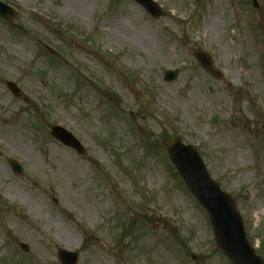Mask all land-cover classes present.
I'll return each mask as SVG.
<instances>
[{
	"label": "rangeland",
	"instance_id": "1",
	"mask_svg": "<svg viewBox=\"0 0 264 264\" xmlns=\"http://www.w3.org/2000/svg\"><path fill=\"white\" fill-rule=\"evenodd\" d=\"M2 1L0 264H59L62 248L79 264H231L169 138L198 149L264 260V0H155L160 18L135 0Z\"/></svg>",
	"mask_w": 264,
	"mask_h": 264
},
{
	"label": "water",
	"instance_id": "2",
	"mask_svg": "<svg viewBox=\"0 0 264 264\" xmlns=\"http://www.w3.org/2000/svg\"><path fill=\"white\" fill-rule=\"evenodd\" d=\"M142 5L153 17L160 18L165 15L161 6L155 0H135ZM0 16L11 21L16 11L0 0ZM53 54L59 53L48 47ZM195 58L199 64L217 79L222 73L214 68L213 57L202 50H196ZM179 70H166L164 79L174 81L179 76ZM8 88L16 95L21 90L13 82L7 83ZM52 135L67 146L85 154V148L73 134L61 126H53ZM170 161L177 168L187 188L197 199L199 204L207 211L218 248L231 260L233 264H264L263 258L258 255L255 247L248 239L243 216L239 212L233 197L223 191L220 185L212 178L203 157L193 145H186L179 138L165 140ZM15 174H22L23 167L15 160L10 159ZM23 250L28 251L26 244H21ZM79 252L65 249L59 251L60 264H79Z\"/></svg>",
	"mask_w": 264,
	"mask_h": 264
},
{
	"label": "bare ground",
	"instance_id": "3",
	"mask_svg": "<svg viewBox=\"0 0 264 264\" xmlns=\"http://www.w3.org/2000/svg\"><path fill=\"white\" fill-rule=\"evenodd\" d=\"M209 30V29H208ZM66 238L64 239V241H68L71 239V236L69 234H65ZM68 239V240H67Z\"/></svg>",
	"mask_w": 264,
	"mask_h": 264
}]
</instances>
